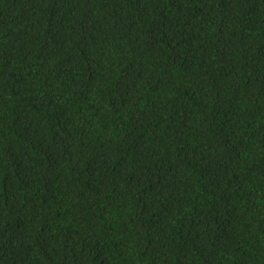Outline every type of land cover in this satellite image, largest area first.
Here are the masks:
<instances>
[{
	"label": "trees",
	"instance_id": "trees-1",
	"mask_svg": "<svg viewBox=\"0 0 264 264\" xmlns=\"http://www.w3.org/2000/svg\"><path fill=\"white\" fill-rule=\"evenodd\" d=\"M0 264H264V0H0Z\"/></svg>",
	"mask_w": 264,
	"mask_h": 264
}]
</instances>
